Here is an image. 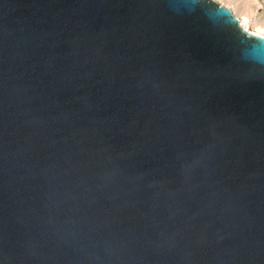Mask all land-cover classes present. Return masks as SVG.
I'll list each match as a JSON object with an SVG mask.
<instances>
[{
	"label": "water",
	"instance_id": "obj_1",
	"mask_svg": "<svg viewBox=\"0 0 264 264\" xmlns=\"http://www.w3.org/2000/svg\"><path fill=\"white\" fill-rule=\"evenodd\" d=\"M0 264H264V37L214 0H0Z\"/></svg>",
	"mask_w": 264,
	"mask_h": 264
},
{
	"label": "bare ground",
	"instance_id": "obj_2",
	"mask_svg": "<svg viewBox=\"0 0 264 264\" xmlns=\"http://www.w3.org/2000/svg\"><path fill=\"white\" fill-rule=\"evenodd\" d=\"M233 14L237 13L248 32H257V36L264 37V15H257L256 10H264V0H219ZM252 5L254 9L252 8ZM259 13V12H258ZM264 14V13H263Z\"/></svg>",
	"mask_w": 264,
	"mask_h": 264
},
{
	"label": "rangeland",
	"instance_id": "obj_3",
	"mask_svg": "<svg viewBox=\"0 0 264 264\" xmlns=\"http://www.w3.org/2000/svg\"><path fill=\"white\" fill-rule=\"evenodd\" d=\"M214 1L220 3L219 0H214ZM220 4H222V3H220ZM222 5H223V4H222ZM254 7H255V5H254ZM254 7H253V5H252V8H253V9H254ZM256 11H257V15L260 14V15H258V16L261 17L262 15H264V14H263V13H264V10H256ZM258 12H259V13H258Z\"/></svg>",
	"mask_w": 264,
	"mask_h": 264
},
{
	"label": "clouds",
	"instance_id": "obj_4",
	"mask_svg": "<svg viewBox=\"0 0 264 264\" xmlns=\"http://www.w3.org/2000/svg\"><path fill=\"white\" fill-rule=\"evenodd\" d=\"M244 23L246 24L247 21H244ZM245 31H247V28H245ZM253 35H254V36L257 35V32H253Z\"/></svg>",
	"mask_w": 264,
	"mask_h": 264
}]
</instances>
